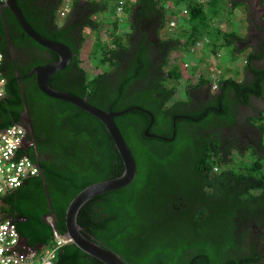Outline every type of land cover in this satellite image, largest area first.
<instances>
[{"label": "trees", "instance_id": "obj_1", "mask_svg": "<svg viewBox=\"0 0 264 264\" xmlns=\"http://www.w3.org/2000/svg\"><path fill=\"white\" fill-rule=\"evenodd\" d=\"M200 1L72 0L69 14L60 18L63 0L53 6L18 0L26 21L39 35L68 46L74 54L69 67L50 78L53 89L87 98L106 112L132 109L115 122L135 158L137 177L130 186L89 201L78 219L87 236L120 255L126 264H264V126H260L257 146L248 148L253 147V162L242 171L233 169L234 161L250 150L223 132L238 126L239 105L250 106L253 97L264 96V69L253 63L264 55H248L246 69L252 79L221 80L214 98L195 108L190 106L191 98L172 103L177 89L166 85L181 78L178 67L166 70L181 48L179 39L163 32L170 23L169 13L177 20L176 29L188 27L197 40L200 31L211 26L212 16ZM221 1L208 3L214 17ZM229 2L232 10L239 6L235 0ZM120 6L130 28L127 34H116ZM107 12L114 16V23L105 31L101 18ZM11 16L7 24L9 28L11 22L16 25V35L11 33L16 46L38 48L49 58L20 66V76L58 61L57 54L32 40ZM86 30L94 34L93 55L101 51L103 63L109 66L93 79L81 67ZM217 35L223 47L231 41L235 48L242 41L235 33L218 31ZM3 77L7 95L0 103V133L18 125L28 91L32 102L46 113L47 142L40 144V150H48L52 157L30 156L33 162L40 161L41 174L27 181L29 187L23 185L5 195L1 211L30 246L51 247L55 237L48 219L65 236L70 202L90 185L122 175L124 163L97 118L42 93L35 76L22 86L15 75ZM197 85L202 91L211 88L212 82L200 75ZM262 116L253 119L258 122ZM147 130L153 137L146 136ZM217 167L224 169L221 174ZM195 169L204 178L206 190L195 181ZM57 264L104 263L68 244L59 251Z\"/></svg>", "mask_w": 264, "mask_h": 264}, {"label": "water", "instance_id": "obj_2", "mask_svg": "<svg viewBox=\"0 0 264 264\" xmlns=\"http://www.w3.org/2000/svg\"><path fill=\"white\" fill-rule=\"evenodd\" d=\"M4 5L12 12V14H14L23 31L32 40L43 48L54 52L59 57L56 62L35 67L27 77L35 76L39 90L48 97L68 102L102 122L113 139L124 163V171L122 175L111 180L90 185L70 202L66 210L67 233L64 237L70 245H75L84 253L98 259L104 264H126L120 255L107 249L101 243L96 241L95 238L87 236L83 227L79 224L78 219L81 210L89 201L100 195L130 186L137 177V164L135 158L115 122L117 117L130 112L132 109L119 113L106 112L91 105L87 98H81L67 92L53 89L49 84L50 78L68 68L73 61L74 54L68 46L59 42L47 40L39 35L26 21L18 6V0H6ZM145 134L146 136L153 137L149 135V130H147ZM51 225L53 226L54 232L58 233L56 222H52Z\"/></svg>", "mask_w": 264, "mask_h": 264}, {"label": "flooded vegetation", "instance_id": "obj_3", "mask_svg": "<svg viewBox=\"0 0 264 264\" xmlns=\"http://www.w3.org/2000/svg\"><path fill=\"white\" fill-rule=\"evenodd\" d=\"M61 2V0H40V3L42 5L47 6H53L57 5ZM250 5L249 10V20H250V26L247 33V36L245 38V43L241 41H237L236 45L237 47H244L246 48V45H251L253 48V52L255 54H263V48L262 44L264 43V21L261 19V15L264 14V8H258V6L255 4V2H248ZM10 12V13H8ZM12 12L3 4H0V28L3 29V33L0 34V52L4 56V63L2 67V73L6 76H13L15 75V78L18 80V82L21 84V86L24 83V80L27 78L28 74L26 76H20L19 68L23 65H29L31 62L35 61V59L38 58H44L46 56V59L49 60L47 55L43 53L38 48H31L28 46L25 47H17L14 43L13 36L16 35V32L14 31L15 27L13 26L11 22L10 28L7 24V17L11 20ZM14 16V14H13ZM16 18V17H15ZM15 25V24H14ZM16 26V25H15ZM243 43L244 45L240 44ZM259 52V53H258ZM56 62V61H55ZM48 63V62H47ZM53 63V62H49ZM48 63V64H49ZM257 68H263L264 69V58L254 61L253 62ZM45 65V64H43ZM41 65V66H43ZM38 67V66H36ZM35 68V67H34ZM33 68V69H34ZM32 69V70H33ZM250 74V72L248 71ZM248 79H252L251 74L248 75ZM26 95L29 97L28 101H30V105H27L28 101L25 103V109L22 112L21 119L18 123V126H20L23 129L24 132V144L21 149V152H23V155L30 158L31 155L35 156L36 158L40 159H46L51 158L52 154L46 150H40V144L42 143L43 146H45L47 141L45 140V134L48 131L46 130L49 126L46 121V113L44 109L38 105L32 102V97L28 91H26ZM190 98L193 100L190 104L191 107L195 108V106H198L197 104H200L201 102H208L211 99L214 98V94L209 88V86H206L202 89V91L193 89L191 94L189 93ZM196 104V105H195ZM264 107V96L262 98H252L251 99V105L250 106H244L239 105V115L241 118L238 119V126L237 127H228L223 130L224 135L228 136L230 139L238 140L240 143L243 144L245 150L250 146L254 145L257 146L259 143L258 138L259 135L255 133L256 128L255 126H252L248 120H246V117H249L255 112V109L257 112L260 111L259 108ZM185 108H187L185 106ZM2 123V121H0ZM46 130V132H45ZM40 162V161H39ZM36 163L39 168L40 164ZM197 170V169H195ZM40 169V174H41ZM218 172V171H217ZM223 171H219L218 173L221 174ZM210 175H213V173H210ZM200 173L195 171V181L199 182L202 186L204 185V178L202 176H199ZM211 178H214V177ZM203 178V179H202ZM228 180V178H226ZM24 187H29V183L26 182L24 184ZM204 190L207 189V186L204 185ZM201 189V188H200ZM224 196H221V200ZM212 198V197H211ZM257 227V226H255ZM258 231L260 232V229L258 228ZM258 233V232H257Z\"/></svg>", "mask_w": 264, "mask_h": 264}, {"label": "rangeland", "instance_id": "obj_4", "mask_svg": "<svg viewBox=\"0 0 264 264\" xmlns=\"http://www.w3.org/2000/svg\"><path fill=\"white\" fill-rule=\"evenodd\" d=\"M134 1L135 0H133V2ZM200 2L205 4L206 2H208V0H201ZM121 7L122 6H120L119 8ZM206 7L207 5H205V8ZM119 8L117 9L116 7L117 9L116 15L118 18L116 23L119 26L116 34H123L125 32H129L130 28L129 26H127L126 20L124 19L126 18L124 11L120 12ZM167 10L168 12H170L169 8H167ZM181 10L183 14H186V12L184 11L185 9L184 10L181 9ZM224 13L225 14H223V17L225 19L228 20L230 19V17L232 19L233 16L231 14L229 17L226 14L227 12H224ZM232 14L236 15L237 13H232ZM113 17H114L113 15H110L107 12L105 13V16L101 18V20L103 21L104 27H106L105 31L112 29V24L114 23V21H112ZM172 24L171 26H169L172 28L167 32V34L169 35V37L174 36L172 38H179V40L181 41V48L172 55L170 59V65L166 68V70L169 71L172 67L176 66L179 68L180 73H181V78L179 80L171 79V80H168L166 84L168 87H175L177 89L175 93V97L171 101L172 103L179 102V101H187L190 97L189 93L191 94L193 88L197 90L196 87L198 86L197 84L199 83L200 75L204 76L205 78H209L211 80L212 90L214 86L219 85L218 82H220L221 80L233 79V80L240 82L246 79L248 75H250L248 73V70L246 69L247 63H245L246 61H248V54H249L248 53L249 51L245 52L247 48H244V47L234 48L231 43L227 42L228 47H223L221 45L217 46L219 47L217 49L218 52L217 54H213L211 53L213 52V49H214L213 47L211 48L207 45L204 47L197 46L196 43L198 42V40L195 39V37L192 34V31H190L188 27H182L180 31L176 29L175 26H172ZM236 24L237 23L232 22V23H229L227 27L219 24L218 28L220 31L222 30L221 32L223 34L231 33V32L241 34V30L240 28H238L239 26H237L236 28ZM177 31H178V34H177ZM246 31L248 32V30ZM212 36H213L212 38H214L215 36H217V38L219 37L216 31L212 33ZM93 38H94V34H92L89 30H86L85 31V44H84L83 50L81 51V55H80V58L82 59L81 66L86 70L89 79H93L96 75L106 72L109 67L107 64L103 63L102 61L103 54L101 51H98L96 56L93 55ZM240 44L244 45L241 42ZM205 47L209 48L210 54L208 55V57L206 56L203 57V63H200L198 61L197 54L199 51H203ZM197 66L199 67L198 70H197ZM259 109H260L259 112H257V110L255 109V112L252 115H250L249 117H246V120L250 118L249 121L250 122L252 121V123L255 124L254 125L256 128L255 133L259 135L258 138L261 135L260 126H264V107L259 108ZM261 115L263 116L260 120H258V122L253 119ZM248 148H250V146ZM248 148H247V151L250 150L249 153L246 152L244 157L236 158V160L234 161L233 169L235 171L245 170L253 162L254 158L252 156L253 154L251 150L253 149V147H251V149H248ZM233 154L235 155V153ZM216 169L215 171H218V172L224 170L221 168H218L217 170ZM235 217H236V214L234 213V217H232L231 220H233ZM48 220L49 222L52 223V220L50 218Z\"/></svg>", "mask_w": 264, "mask_h": 264}, {"label": "built area", "instance_id": "obj_5", "mask_svg": "<svg viewBox=\"0 0 264 264\" xmlns=\"http://www.w3.org/2000/svg\"><path fill=\"white\" fill-rule=\"evenodd\" d=\"M6 0H0L4 4ZM119 11H123L122 7ZM65 18L70 8L60 10ZM174 26V24H172ZM199 46V45H198ZM4 56L0 52V103L6 98L7 81L1 72ZM218 86L213 89L217 90ZM24 144L23 129L14 125L0 133V200L21 188L29 179L40 175L39 166L29 157L21 155ZM217 170V169H216ZM55 242L51 247H32L22 238L11 218H5L0 207V264H57L59 251L68 241L54 232Z\"/></svg>", "mask_w": 264, "mask_h": 264}, {"label": "crops", "instance_id": "obj_6", "mask_svg": "<svg viewBox=\"0 0 264 264\" xmlns=\"http://www.w3.org/2000/svg\"><path fill=\"white\" fill-rule=\"evenodd\" d=\"M235 1L239 4V6L236 9L232 10L230 8L231 6H230L229 0H222L219 3V6H218L219 7V11H218L216 17H214L215 15H214L213 10H212L214 8L210 7V5L208 4L210 2V0H208V2L205 3L207 5V7H206L207 13L210 12L212 14L211 20H210L211 26L208 29L204 30V31H202V30L200 31L199 35L197 36V40H198L197 44H200L201 47L202 46L204 47V46L207 45V46H209L211 48L212 47L214 48V47H217V46H220V45L223 46V41H221L219 38H217V36L212 38L213 37L212 33L214 31H216L217 34H218V31H220L219 28H218L219 24H221L222 26L227 27L229 25V23H232V22L237 23L236 24V28H237V26H239L238 28H240L241 34L235 33V32H231V33L237 34L239 36V38L242 40L241 42L246 44V42L244 40H245V38L247 36L246 33H248L246 30H249V26H250V23H249L250 20H249L248 13H249V10L251 9L250 5L248 4V2H252V1L255 2V4L258 6V8L261 9V8H264V0H235ZM62 5H63V7L64 6H68L70 8V10H71L72 0H63ZM169 10L171 11L172 8H169ZM224 12H227L226 14L229 17H230V14H231L233 16L232 19H231V17L228 20L225 19L223 17V14H225ZM232 13H237V14L234 15ZM60 14H61V12H59V16H60ZM169 15H170L169 16L170 23H169L168 27L166 28V30H163V32L164 31L165 32L169 31L171 29L169 26H171L172 23L174 24V26L178 25L177 24V20L175 21V20L172 19L171 12L169 13ZM261 16H262L261 17L262 21H264V14L261 15ZM209 18H210V16H209ZM124 19L127 20V17L124 18ZM125 33L127 34L128 32H125ZM177 34H178V31H177ZM172 37H174V36H172ZM172 37L168 36V38H172ZM177 39H179V38H177ZM199 42H201V43H199ZM228 43H232V42L228 41ZM263 47H264V43L262 44V48ZM217 48H219V47H217ZM246 48L247 49L245 50V52L249 51L248 52L249 54L253 53V50H252L253 47L251 45H249V46L246 45ZM211 53H213V52H211ZM209 54H210L209 53V48H205L203 51H199L198 54H197L198 61L200 63H203V57H205V56L208 57ZM257 55L259 56V54H257ZM198 69H199V67L197 66V70ZM193 89H195V88H193ZM2 199L0 200V207L3 205Z\"/></svg>", "mask_w": 264, "mask_h": 264}, {"label": "clouds", "instance_id": "obj_7", "mask_svg": "<svg viewBox=\"0 0 264 264\" xmlns=\"http://www.w3.org/2000/svg\"><path fill=\"white\" fill-rule=\"evenodd\" d=\"M173 26V25H172ZM176 27V26H175ZM170 28H172V27H170ZM199 43H201V42H199ZM197 44V43H196ZM232 44V43H231ZM199 45V46H198ZM197 46L198 47H200V44H197ZM245 63H247V61L245 62ZM2 72V71H1ZM218 84H219V82H218ZM211 90H212V88H211ZM213 91V94H215V93H217L218 91H219V85H218V88H217V90H212Z\"/></svg>", "mask_w": 264, "mask_h": 264}, {"label": "bare ground", "instance_id": "obj_8", "mask_svg": "<svg viewBox=\"0 0 264 264\" xmlns=\"http://www.w3.org/2000/svg\"><path fill=\"white\" fill-rule=\"evenodd\" d=\"M16 126H18V125H16ZM18 127H20V126H18ZM21 128V127H20Z\"/></svg>", "mask_w": 264, "mask_h": 264}]
</instances>
